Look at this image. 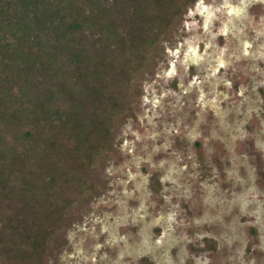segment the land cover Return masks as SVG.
<instances>
[{"label":"rangeland","instance_id":"1","mask_svg":"<svg viewBox=\"0 0 264 264\" xmlns=\"http://www.w3.org/2000/svg\"><path fill=\"white\" fill-rule=\"evenodd\" d=\"M0 264H264V0H0Z\"/></svg>","mask_w":264,"mask_h":264}]
</instances>
